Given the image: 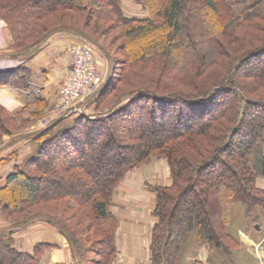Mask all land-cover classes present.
<instances>
[{"label": "trees", "instance_id": "1", "mask_svg": "<svg viewBox=\"0 0 264 264\" xmlns=\"http://www.w3.org/2000/svg\"><path fill=\"white\" fill-rule=\"evenodd\" d=\"M87 1L99 8L102 15L113 18L121 32L123 49L133 54L126 52L133 61L145 62L149 68L158 58L165 61L163 69L166 73L161 74L168 82H176L192 65L207 70L220 57H230L229 45L235 50V43L240 42L238 45L243 49L232 58V70L227 75L201 90L168 91L134 86L119 95L128 98L127 103L107 114L106 119L101 117L96 121L71 112L55 125L37 130L30 136L31 156L24 167L6 177L0 194L7 191L14 197L11 199L16 202L14 206H18L15 193L22 185L27 194L21 198L18 193L20 201L26 199L33 204L40 194L48 196L62 186V178L69 180L74 188L69 190L74 200L84 202L95 197L92 214L109 222L111 231L102 232L99 249L95 251L99 259L95 264H112L116 255L114 230L117 225L110 212L113 189L124 171L157 150L168 159L172 182L154 189L156 199L152 213L156 221L151 231L150 264H237L233 249L239 242L227 229L229 206L236 201L242 202L247 223L252 224L253 230H257L262 213L256 206L264 209V190L255 182L256 177H264V96H252L250 88L242 81L251 79L259 89H264V0H132L144 11L141 16L127 14L121 0H0V17L12 24L13 31V44L6 49L12 66L3 67V72L0 70V84L15 87L26 84L29 70L25 62L56 31L83 37L92 42L110 64H117L110 51L84 29L45 23L59 8L63 12L84 11ZM25 10L32 11L31 18L25 17ZM91 15L88 11L87 17ZM26 39L30 40L27 42ZM133 41L140 42L141 46L131 48ZM256 61V65L253 64ZM121 64L125 66L124 61ZM123 74L129 76L130 73H123L122 69L116 74L109 73L95 99H100L107 88L115 91ZM147 76L139 77L149 82L160 79V74L149 73ZM220 97L224 99L214 108ZM31 98L33 96L28 100ZM233 103L235 109L231 106ZM145 108L149 124L143 123ZM122 109L123 115L118 113ZM230 110H235V115L225 131L223 126L221 139L217 143L201 144L204 148L200 151L207 153L206 156L190 162L186 155H177L178 146L188 147L195 137L204 139L211 129L220 131L222 120ZM114 112L121 116L117 118ZM169 115L173 124L171 132L165 125V117ZM127 118H131L128 125L134 126L130 128L132 133L114 134L108 124ZM67 120L69 123L61 128ZM104 122L108 126H104ZM4 124L0 118V126ZM148 127L151 130L146 132ZM133 133L137 134L133 136ZM120 135L131 141L123 143ZM117 136L122 140L117 141ZM60 155L63 159L52 171L53 163L49 157ZM25 166L52 173L54 177L31 176ZM61 166L66 168V173L59 174ZM33 218H40L57 228L66 238L73 258L79 264H87L81 239L57 217L35 213L11 226L9 231L23 227ZM92 227L90 225L88 232ZM191 234L195 238L193 243L189 241ZM1 241L4 250L1 257L9 258V264H19L13 262L18 260L30 264L37 258L39 248L49 246L46 243L36 245L33 254H28L12 247L2 231ZM188 242L191 254L184 255ZM203 244L210 248L205 263L196 258Z\"/></svg>", "mask_w": 264, "mask_h": 264}, {"label": "rangeland", "instance_id": "2", "mask_svg": "<svg viewBox=\"0 0 264 264\" xmlns=\"http://www.w3.org/2000/svg\"><path fill=\"white\" fill-rule=\"evenodd\" d=\"M87 8L84 11L80 12H73V11H66L63 12L62 9H58L56 13L52 14L49 16L48 21L45 23H51L52 25H55L56 27L60 26H77L79 28L84 29L85 32L91 34L94 39H96L99 43L104 45L106 49H108L111 53V57H113V60L116 63H111L110 61L101 54L100 51L96 48V46L84 39L83 37H79L77 35H74L76 37L75 40H69V38H64L66 41H70L71 43H67V47L70 46V57H69V62H67V66L63 68L64 74L62 78H56L54 82L51 83L46 89L36 87L38 90L34 91L31 90L29 92H34L32 95L33 98L28 100L27 104L21 108L18 109L16 105H12L9 107V101L10 99L5 96V95H0V118L4 120V126H0V146L4 144L3 142L12 139L16 135L25 132L27 130L34 131V130H40L42 128H45L49 123H51L53 120V117H56L60 115L61 111H63V85L66 82L67 77L69 76L70 73L74 71L73 66H72V53L71 51L73 49H77L79 51L87 49H92L94 50L95 54L93 53V67H94V72L98 77L101 79V84L99 87H102V85L105 84L107 81V77H109V73H114L116 74L117 72H120L121 69L123 70V73H130L129 76H125L124 74L121 77V82L115 87V91L111 90L110 88L105 89V91L102 93L101 98L95 99L96 93L99 90V87L93 92L91 95L86 97L80 104L81 106L78 111H74V115H80L84 116L87 118H90L92 120L101 119V117H105L106 115L110 114L112 111L115 109H119L123 107L128 101L127 99H124L123 97L119 96L121 95L124 91L127 89H130L131 87L134 86H149L152 88H162L168 91H174V90H181V91H198L206 87L207 85L211 84L218 78H221L222 76L227 75L229 71L232 70V63L233 59L236 58L239 54V51H241L243 48L242 46H239L240 42L235 43V50L231 48V45H229V52H230V57H220L218 59L217 63L212 66L211 68L207 70H201V69H196V66L194 67L193 65L190 66L187 70L186 73H184L180 78L175 82L173 81H167L162 74L166 73L164 68V63L165 61H162L161 59H156L153 61L152 68L146 66L147 64L145 62H135L131 58L129 54L130 51H126L123 49L124 43L122 42V38L120 37V29L117 27L116 22L113 21L112 17H109L108 15H102V12L100 11L99 8H96L92 2H88L86 4ZM137 12L134 14L135 16H141L144 15V11H142L141 7L137 6L135 9ZM88 11L91 12V16L87 17ZM32 11L30 10H25L23 13L26 15L25 17L31 18L32 16ZM11 25V26H10ZM7 24V21L2 19L0 17V49H8L11 47L13 44L12 36H13V31H12V24ZM257 26V25H256ZM59 32L62 31H56L52 33L51 35L58 34ZM34 33V31H33ZM261 33V32H259ZM50 35V36H51ZM49 36V37H50ZM151 37V36H150ZM147 39V38H145ZM30 39H26L28 42ZM72 41H74L72 43ZM146 41V40H145ZM140 42L138 41H133L130 43L131 48H137L140 47L141 45L139 44ZM145 45L147 43L143 42ZM69 45V46H68ZM248 45V44H246ZM43 46V45H42ZM41 46V48H42ZM143 46V45H142ZM40 48V49H41ZM39 49V50H40ZM45 49V48H44ZM38 50V51H39ZM233 51V52H232ZM98 53V54H96ZM133 55V54H131ZM4 62H7L6 59L3 60ZM0 61V62H3ZM124 61L125 66L123 67L121 62ZM264 62V57L262 59ZM3 62V63H4ZM120 62V63H118ZM257 61L254 62L253 64L256 65ZM254 65V66H255ZM6 67H11V63H6ZM112 69V70H111ZM111 71V72H110ZM122 73V72H121ZM149 73H153V75L160 74V79H158L155 82H149L148 79H144L145 77H148L147 75ZM162 73V74H161ZM201 75V76H197ZM139 76L144 77L143 80L140 79ZM129 78V80H128ZM132 79V80H131ZM137 81H136V80ZM246 84L247 87L250 88L249 93L252 96H264V89H259L252 81L251 79H244L242 80ZM1 85V84H0ZM228 97V95H225L224 97ZM223 97V99H224ZM231 97V96H230ZM221 97L217 101L216 105L214 108L219 107V104L223 100ZM234 109L236 108V105L233 103L231 104ZM131 107V106H130ZM128 108V107H127ZM147 108H145V112L143 114L144 121L143 123H148L149 124V117L146 116ZM116 114V112H114ZM121 113L122 115L124 114V110L118 112ZM52 114L54 116H52ZM72 114V115H73ZM121 114H116V117L119 118ZM235 115V110H230L229 115H226L224 119L222 120V127L220 131H215V129H211L209 131L210 134H208L204 139H201L199 137H195L193 140V144H189L188 147L181 148L178 146L176 149L178 150V156H187L188 161H197L198 159L203 158L204 156L207 155V153H204V151H200L201 149L204 148V144H212V143H217L222 135V132L225 131L227 127L232 124L230 121L233 119ZM74 116V117H75ZM172 117V116H171ZM170 115L166 116V128L168 131H172L173 124L170 122L171 120ZM131 119V118H130ZM125 119L122 122L114 121L111 122L110 125L112 127V131L114 134L119 135V134H127L128 131H130L134 126L128 125V121ZM118 120V119H117ZM70 121V120H69ZM69 121L65 122L63 125L60 127L63 128L65 127L66 123L68 124ZM128 122V123H127ZM104 122L103 124H105ZM105 124L104 126H108ZM223 126L225 127L224 130L222 131ZM131 128V129H130ZM57 129H60L59 127ZM54 130V129H53ZM151 130L150 127L146 129V132H149ZM132 133V131H130ZM217 133V134H215ZM109 134V132H107ZM137 133H133L132 135L135 136ZM121 138L123 137L120 135ZM128 137V136H126ZM42 137H39L41 139ZM119 136L116 137L117 141H121L123 143H126V141H131L129 139L125 140L124 138L121 139ZM205 140V141H203ZM202 141V143H200ZM196 144H198V148H196ZM30 147L32 148V144L30 142ZM112 157L115 155V152L111 153ZM204 154V155H203ZM47 156L45 157V159ZM52 160V171H54L53 168H55L54 165H56L58 162H60L63 157L60 155L57 158L55 156H50L49 157ZM26 161V160H25ZM25 161L22 163V167L25 165ZM193 162V163H194ZM101 166V165H100ZM27 168V166H25ZM28 173L31 174V176H39L40 178H51L54 177L52 176V173H47L43 172V170H38L33 167V168H27ZM66 168L64 166H61L59 168L60 173L59 174H64L66 173ZM56 170V169H55ZM257 178H263L262 176H258ZM61 179V178H60ZM58 179V180H60ZM62 186L59 188H55L54 192L48 196H38L35 198L36 202L33 204H29L26 199H23L20 201V196L21 198H24L26 196V189L23 188L21 185L18 190L15 193L16 199L18 202V206H14L16 203L15 201H11L14 197H10L9 193L2 192L0 194V231L3 232L4 237H6L7 240L11 241L12 247H14L16 250V246L18 244H15L16 240L17 243L19 240H26V236L22 237L20 233V229H16L13 232L9 231V228L17 223H19L22 219L27 218L28 216L34 215L35 213H40V214H45V215H50L59 218L61 221L65 222L68 227L72 231L78 235V237L81 239V243L84 247V259L87 264H95V261L99 259V256L96 254L95 251L99 249L98 242L99 240L102 239V232L105 231L106 229H109L107 232L111 231L110 225L108 224V221L100 220L92 214L93 210L91 205L94 203L95 197L92 199H89L84 202H77L74 200V197L71 195L69 192L70 188L74 189L70 184L69 180H64L62 178ZM126 181L130 182V187L132 189L134 188L132 185H141L140 187L144 192H146L148 195L150 194L152 199H151V206L152 210L151 213L153 212V208L155 205V199H156V193H155V188L159 187H165L169 186L172 182L171 178V170H170V164L168 162V159L162 155L157 150L151 151L145 158H143L139 164H136V166L127 169L126 171L123 172L120 180L116 184V186L113 189L111 201L114 199L115 195L120 194L122 191L121 187L126 183ZM256 182V180H255ZM257 186V184H256ZM264 190V189H263ZM135 190H132L131 192L133 193ZM19 193V195H18ZM112 203H110L111 206ZM258 208V211L261 209L262 213L260 212V219H259V225H256V228L259 229V231H264V209L260 208L259 206H256ZM244 206L242 202L236 201L230 204L229 206V220L227 224V229L229 230H234V227H237L241 225L246 232L252 233L254 230L252 229V224L247 223L245 214H244ZM152 216L154 218V223L156 221L153 213ZM241 218L243 219V223L241 222ZM176 220V219H175ZM42 224L44 226L50 225L48 222L40 219V218H33L30 220L26 225L31 227V231H34V229L37 231L38 226L37 224ZM90 225H93L91 231L88 232V229ZM154 225V224H153ZM52 226V225H50ZM29 227V228H30ZM118 227V223L116 225V228L114 230V233L116 232V229ZM153 228V227H152ZM57 229V228H56ZM152 231V230H151ZM17 234V235H16ZM115 235V234H114ZM150 240H151V235H150ZM189 241L193 243L195 241V238L193 234L190 235ZM190 242L186 244V249L183 251L184 255L191 254V251L188 249L191 247ZM114 244H115V238H114ZM2 241L0 242V263L1 264H9L10 259L6 258V256L1 257V253H3V249L1 248L2 246ZM194 245V244H193ZM238 247H235L233 249V253H236V255L233 254L234 260L237 264H254L257 261V264H264V256L260 255V260L258 262L257 259L255 261L249 253L242 254V252L238 251ZM51 247L50 246H45L41 247L38 249L37 253V258L32 260L30 264H41V259L43 254L46 251H50ZM194 250V249H192ZM19 251V250H18ZM264 251V247L263 250ZM73 257V254H71ZM151 256V253H150ZM116 257H114L113 262ZM225 258H222V260ZM253 260V262H252ZM14 263H19L23 264L22 261L18 260L17 262L13 261ZM184 263V261H183ZM179 264V263H178ZM228 264V263H226Z\"/></svg>", "mask_w": 264, "mask_h": 264}, {"label": "crops", "instance_id": "3", "mask_svg": "<svg viewBox=\"0 0 264 264\" xmlns=\"http://www.w3.org/2000/svg\"><path fill=\"white\" fill-rule=\"evenodd\" d=\"M121 5L127 14L137 12L135 10L137 5L132 0H121ZM66 37L70 41L76 39L73 34L66 31L51 35L46 39L42 48L27 59L25 66L29 70V79L26 84L19 87L8 84L0 85V95H5L10 99L9 107L16 105L18 109H21L27 104L28 98L34 94L33 91L29 92L30 89L29 91L25 89L28 84L46 89L56 78L63 77V68L67 66L66 63L69 62L70 57V46L67 47V43L71 42L66 41L64 39ZM93 52L95 51L93 50ZM7 55L6 49H0V61L7 59ZM0 70L3 72V67H0ZM52 116L54 115L52 114ZM58 116L53 117L52 120ZM34 132L36 130L22 132L12 139L4 141V144L0 146V188L3 187L6 177L15 170L21 169L22 163L31 156L33 149L30 147V136ZM129 184L130 182L126 181L121 187L120 194L115 195L111 201L110 212L118 223L114 235L116 258L112 264H150V235L154 224L151 213L152 197L142 190L141 185H132L134 187L132 189ZM256 184L258 188L264 189L263 178H257ZM132 190L135 191L132 193ZM241 222L243 223L242 218ZM37 225H39L37 231L35 229L31 231V227L27 225L21 227L20 233L24 234L22 237L26 236V240H19L18 243L16 240L17 250L33 254L36 245L46 243L51 249L43 254L41 264H79L72 257L66 238L55 227ZM234 228L229 232L239 242L238 251L240 250L245 255L249 253L252 256L250 258H253L254 261L257 259L259 262V256H264V251H262L264 231L257 229L248 233L241 225ZM209 255L208 244H203L198 249L196 258L205 263L209 259ZM254 264H257V261Z\"/></svg>", "mask_w": 264, "mask_h": 264}, {"label": "built area", "instance_id": "4", "mask_svg": "<svg viewBox=\"0 0 264 264\" xmlns=\"http://www.w3.org/2000/svg\"><path fill=\"white\" fill-rule=\"evenodd\" d=\"M72 53V66L74 71L69 74L66 82L63 85V111L65 112H76L81 106L79 104L89 95H91L100 86L101 79L94 72L93 63V50L85 49L84 51L73 49ZM27 91L38 89L28 84L25 88Z\"/></svg>", "mask_w": 264, "mask_h": 264}, {"label": "water", "instance_id": "5", "mask_svg": "<svg viewBox=\"0 0 264 264\" xmlns=\"http://www.w3.org/2000/svg\"><path fill=\"white\" fill-rule=\"evenodd\" d=\"M68 113L65 112L63 114H61L60 116H58L56 119H54L49 125L47 126H52L55 125L59 120H61L65 115H67Z\"/></svg>", "mask_w": 264, "mask_h": 264}]
</instances>
